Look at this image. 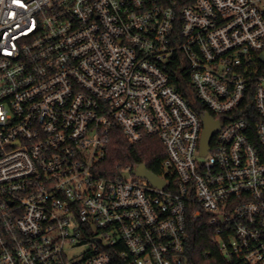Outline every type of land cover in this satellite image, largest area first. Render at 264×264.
Returning a JSON list of instances; mask_svg holds the SVG:
<instances>
[{
    "label": "built area",
    "instance_id": "2783aa9c",
    "mask_svg": "<svg viewBox=\"0 0 264 264\" xmlns=\"http://www.w3.org/2000/svg\"><path fill=\"white\" fill-rule=\"evenodd\" d=\"M116 130L162 187L100 174ZM203 217L264 264V0H0V264H189Z\"/></svg>",
    "mask_w": 264,
    "mask_h": 264
},
{
    "label": "trees",
    "instance_id": "16d2710c",
    "mask_svg": "<svg viewBox=\"0 0 264 264\" xmlns=\"http://www.w3.org/2000/svg\"><path fill=\"white\" fill-rule=\"evenodd\" d=\"M177 87L183 90L180 81ZM166 150L160 139L147 137L138 144L128 141L120 130H116L108 145L106 159L100 165L99 172L107 178L120 177L121 172L139 164H146L155 174L162 173V161ZM206 219H191L188 223L186 239V259L189 264H226L224 257L216 250L211 241L212 228ZM210 256L206 258V255Z\"/></svg>",
    "mask_w": 264,
    "mask_h": 264
},
{
    "label": "water",
    "instance_id": "95a60500",
    "mask_svg": "<svg viewBox=\"0 0 264 264\" xmlns=\"http://www.w3.org/2000/svg\"><path fill=\"white\" fill-rule=\"evenodd\" d=\"M205 122V129L203 132V138H202V153L205 154L209 150V144L211 141V138L213 134L220 128L221 124L219 121L214 120L211 115L206 114L204 117ZM134 173L145 177L149 179L153 184L162 187L165 183V180L162 178H159L155 173H153L151 170H149L146 166V164L142 163L137 165L136 169L134 170ZM124 177H128L129 173L124 172Z\"/></svg>",
    "mask_w": 264,
    "mask_h": 264
}]
</instances>
